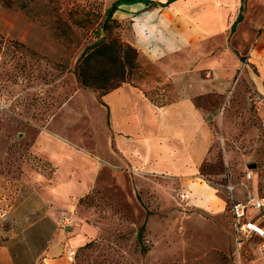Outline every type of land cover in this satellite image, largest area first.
<instances>
[{
    "label": "rangeland",
    "instance_id": "rangeland-1",
    "mask_svg": "<svg viewBox=\"0 0 264 264\" xmlns=\"http://www.w3.org/2000/svg\"><path fill=\"white\" fill-rule=\"evenodd\" d=\"M115 1L0 0V246H10L15 264H43L39 252L53 231L70 264H264V238L237 234L225 189L250 184L244 178L252 170L264 193V106L255 103L250 85L239 90L242 69L226 99L199 100L216 140L201 179L219 191L222 212L185 204L173 180L135 176L121 187L108 171L101 187L57 199L58 167L33 155L30 145L56 117L54 124L62 125L63 106L83 89L76 76L82 54L103 36L125 42L126 25L107 33L102 28ZM139 66L127 71V84L158 98L170 85L154 65ZM86 98L81 116L71 121V137L93 136L88 115L102 136ZM45 184L55 187L48 206ZM46 214L52 228L42 220ZM83 234L87 242L73 244Z\"/></svg>",
    "mask_w": 264,
    "mask_h": 264
},
{
    "label": "crops",
    "instance_id": "crops-1",
    "mask_svg": "<svg viewBox=\"0 0 264 264\" xmlns=\"http://www.w3.org/2000/svg\"><path fill=\"white\" fill-rule=\"evenodd\" d=\"M242 6V0H134L118 5L113 19L126 25L125 42L137 50L139 64L154 65L170 86L156 99L131 84L105 95L79 89L69 98L61 110L62 125L54 124L56 117L30 145L33 155L58 167V200L101 187L108 171L111 182L121 187L135 176L173 180L179 197L189 195L185 204L212 214L224 210L219 191L201 179L216 140L199 100L226 99L242 69L239 90L250 85L255 103L264 106V0H246L243 19L233 30ZM87 94L102 136H96L95 117L88 115L84 118L93 136L80 132L71 137L68 129L81 116ZM250 172L252 178H244L250 184L232 183L237 202L264 196ZM44 187L48 206L55 187ZM51 219L48 214L42 218L52 228ZM248 220L264 229V210L250 211ZM46 239L49 243L39 252L43 264H70L53 231ZM86 242L85 234L73 239L75 245ZM0 264H15L8 245L0 246Z\"/></svg>",
    "mask_w": 264,
    "mask_h": 264
},
{
    "label": "trees",
    "instance_id": "trees-1",
    "mask_svg": "<svg viewBox=\"0 0 264 264\" xmlns=\"http://www.w3.org/2000/svg\"><path fill=\"white\" fill-rule=\"evenodd\" d=\"M131 1L134 0H119L107 10L106 20L102 26L105 33L109 32L111 28L122 30L124 24L113 19V13L119 4ZM242 1L241 14L233 25V30L236 24L243 19L242 12L246 0ZM242 60L244 61V58ZM139 65L137 50L132 45L124 42L121 37L108 38L103 36L82 54L76 68V76L83 89L105 95L127 84V71H136L139 69ZM144 230L145 225L140 228L139 243L142 241Z\"/></svg>",
    "mask_w": 264,
    "mask_h": 264
},
{
    "label": "built area",
    "instance_id": "built-area-1",
    "mask_svg": "<svg viewBox=\"0 0 264 264\" xmlns=\"http://www.w3.org/2000/svg\"><path fill=\"white\" fill-rule=\"evenodd\" d=\"M246 177L247 179H251L252 173L249 172ZM225 189L229 194V211L234 220L237 234L239 236H252L255 234L264 238V229L254 221L248 220V213L250 211L257 212L264 210V196L258 198L248 196L245 202H237L234 198L236 187L232 183H227ZM188 198L189 195L187 193L180 194L181 200L185 201Z\"/></svg>",
    "mask_w": 264,
    "mask_h": 264
}]
</instances>
